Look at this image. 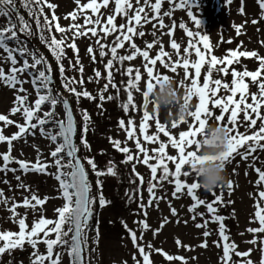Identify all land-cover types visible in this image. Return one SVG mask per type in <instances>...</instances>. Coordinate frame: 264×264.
Listing matches in <instances>:
<instances>
[{
	"label": "snow or ice",
	"instance_id": "obj_1",
	"mask_svg": "<svg viewBox=\"0 0 264 264\" xmlns=\"http://www.w3.org/2000/svg\"><path fill=\"white\" fill-rule=\"evenodd\" d=\"M167 2L171 7L163 11L161 15L162 0H155L154 3H151L150 0H143V6H140L141 0H135L136 6H134L132 0H115L114 14L108 15L106 20H104L102 19L101 9L108 8L110 0H88V2L82 4L81 0H76L77 10L65 16V19L70 16L73 21H76L78 12L84 13L87 10H90L92 15H84L83 25L73 23L67 29L59 24V17L55 14L57 5L49 2V0H22V7L27 10L29 17L35 20L36 28L40 33V40L48 45L50 51L56 57L59 64V74L65 80L64 87L74 93L78 99L80 96L88 99H93L94 97L87 90L80 92L75 87H71L75 83L83 85L84 80L82 75L79 81L65 76V68L60 62L65 55L63 46L68 38L65 36L58 40L52 34L53 26L57 33L64 34L69 31L73 33L72 43L68 44L67 47L71 48L74 53L78 54V47L75 43L76 38L88 37L89 33L91 37L97 38L95 43L99 48L101 59L110 52V58L104 64L107 75L105 77L106 83L100 92L101 102L105 99L110 101L114 98L111 95L105 98L103 95V92L108 90L109 85L117 93L120 91L119 86L113 82L114 69L119 71L122 76L127 77L124 89L127 93V99L120 106L123 112L128 114V118L119 119L118 126L126 132L127 140H134L135 149L142 154V160H140L139 156L134 157L132 149L128 146L121 147V141L113 140L109 137V142L117 151L124 154V159L121 161L122 164H128L136 160L146 165L151 173V178L147 182V192L149 194L147 204L143 203L142 196L141 202L138 204V208L143 211L145 218L134 221L140 227V236L138 237L135 230L128 229L127 225L124 224L138 253V255L134 254L132 257L134 264H153L150 259V251H146V248L139 241L143 240L144 233L150 228L146 221L147 208L153 205L158 207L159 203L166 199L164 195H157L156 191L158 187L162 188L165 182L173 185L172 198L179 199L185 192L190 197L192 203L187 206V211L192 214L191 219L194 222L198 218L201 221L195 223V227L204 229L202 233L204 240L198 245L199 247H208L207 238L212 234L209 224L218 223V240L213 243L219 249L221 248L220 241H223L222 255L219 256L220 264H254L249 258L252 249L245 252L237 250L238 246L234 242H230V237L226 234L225 217L218 214V206H226L231 203L230 200H224L223 189L227 188L230 196L234 187L233 182L229 180L226 184L220 185L218 187L221 190L219 193L209 191L213 196V199L209 202L198 196L197 190L201 186L197 179L189 182L182 179V177L190 178L193 174L195 175V163L199 157L196 151H186V149L193 146L195 148L199 147V138L205 130L206 124L212 121L224 126L229 133L227 150L222 154V163L225 165L231 163L235 157L239 156L242 161L250 162L254 168L258 177L255 181L257 189L264 185V170L256 166L257 153L264 152V111H262L264 109V57L259 56L256 51L242 50V44L238 45L236 49L227 50L223 57H217L213 54V48L207 35H202L200 31H190L181 23L179 27L184 29L189 39L187 46L183 48V56H181L180 52L181 45L175 39H170L169 47L175 50L177 56L175 60H172L171 54L165 50V46L157 36V29L160 30V35L167 34L171 38L176 25L172 24L165 32L164 18L172 16L173 11L176 9H191L194 5L191 0H167ZM228 3L230 4L231 0H228ZM256 3L261 10L260 17L264 19V0H256ZM146 7L151 8V13L146 11ZM45 8L52 10L50 17L45 12ZM14 9V0H0V15L9 18L6 26H0V52L3 53L0 56V63L7 62L9 64L7 71L3 66H0V83L13 89L16 93L13 101L14 106L11 107L9 115L19 113L23 116L24 122L17 123L10 119L9 115L0 114V122H3L5 127L15 124L18 129L11 136L3 134V129H0V143H7V151L0 153V161H2L0 163V173L9 171L15 173L18 170L22 173H46L50 167H55V179L59 183L60 194L64 203L61 207L55 209L56 219H49L41 211L42 206L49 199L47 196L41 198L37 193L31 192L30 196H24L21 202L12 200L8 211L11 213L10 219L13 223L18 224L19 230L15 232L0 230V242H2L0 243V256L11 255L14 250L23 249L28 245L33 249L30 264H62L63 253L54 251L60 247L67 250V255L71 258V264H87L82 253L87 245L86 229L91 227L89 221L93 216L92 205L96 198L90 195L92 186L88 183L86 169L81 159L77 156L79 149L73 143L72 138L77 131L73 113L67 100L54 95V89L51 87L52 69L48 66L45 58L39 55L35 49H32L26 39L22 38L34 35V33L31 31V25L19 13H17L19 21V28L17 29V23L11 18V10ZM240 12L244 14L243 7L240 8ZM187 15L194 22L196 28L199 29L201 21L193 15L191 10L187 12ZM120 16L126 18V24H116V19ZM41 17H43V22H41ZM251 22L255 25L258 20L253 19ZM148 23L153 26L150 33L137 31L138 28ZM88 25H92V27H88ZM233 27L236 35L239 36L244 26L233 25ZM45 31L52 34L50 40L44 35ZM101 32L103 37L100 36ZM149 34L153 39L144 41L145 46L143 49L134 42L135 37L143 38ZM110 35H115V40L111 46L101 43L102 38ZM227 42L232 43L231 40ZM201 43L203 48L200 47ZM126 44V54H118V50H124ZM157 45L159 50L156 52L155 57H151L150 50L157 47ZM106 48L108 52L105 51ZM87 52L91 55L93 62H96L92 46L87 48ZM193 54L196 59L190 60L189 56ZM138 56L145 61L143 67L148 78L146 88L142 92L143 105L139 133L144 143L158 145V147L151 149V155L149 150L142 146L141 140L136 139V128L134 127V120L131 118V110L137 108V105L133 102V90L141 91L139 88V82L142 78L141 70L139 68L133 69L132 67L126 69L116 67L117 64L123 65L125 61H132ZM242 57L255 58L259 64L258 68L250 71L246 68L237 70L232 67L234 64L239 63ZM157 62L172 73H176L178 68H182L184 78L179 82V87L184 89V100L189 104L193 97L198 100L194 110H191L188 114L189 118H191V123L183 119L171 122L173 130L180 124H187V130L180 131L178 137L173 135L159 119L155 121V133L149 134L148 131L149 121L153 119V113L148 110L149 106L152 105L149 93L155 84H158L161 80H167L169 77L154 71ZM75 64L81 65L78 55ZM190 69L194 70V74H190ZM202 69H206V71L202 73ZM79 71L81 74L83 73L82 65ZM214 72L224 77L230 73L232 77L230 84L220 78L213 79ZM94 75L97 79L102 77V73L99 70H95ZM246 78H250L251 85L258 89L257 92L250 94L251 102H249L250 84L246 82ZM91 80L92 77H89V81ZM25 83H31L35 90L37 98L33 104L28 103L27 89L23 87ZM221 90H224L226 94L220 95ZM58 103L63 104L66 119L56 117L55 107ZM45 104L50 105L51 110L42 112V106ZM217 110L219 114H217ZM41 112L42 115H39ZM82 116L84 125L80 143L85 148H90L86 139L90 116L87 111H84ZM48 124H52L56 131L47 129L46 125ZM241 128L245 130L241 131ZM36 130L54 145V148L49 152L50 163L43 161L39 152L34 163L12 156L13 142L27 135H35ZM160 134L166 138L167 143L161 140ZM169 145L176 150L178 155H171L166 151ZM66 158H69L67 163L64 162ZM150 161H155V163H150ZM169 162L174 164V171L170 170ZM13 163L18 165V169L10 167ZM87 164L91 166L96 177H98L96 180V187L100 189L98 203L103 208L110 204V201L106 200L103 195V182L99 178L117 175L115 163L109 161L106 170L98 169L93 158H87ZM135 167V164H133L132 172L138 177L140 185L144 186V178L135 172ZM65 168L71 169V171L64 172L63 169ZM15 179L20 181L19 187L21 189L25 192H30L29 186L23 183L20 175H17ZM3 182L8 183L7 180ZM130 182L134 183L135 181ZM250 196H254V219L250 220V223L258 222V227L247 228L246 231L254 236L248 243L260 246L262 254L260 264H264V190H258L257 193L250 194ZM128 198L135 199L133 196H128ZM0 203L9 205V198L5 197L2 190H0ZM201 206L206 208L207 216L204 212L198 211ZM19 207L31 209L37 213L30 228L26 223V217L21 216L17 212ZM168 207L171 216L178 217L176 208L170 202ZM168 222V218L165 217L160 223V227L153 231V235H156ZM176 222L179 223V219ZM184 223L187 224V221H184ZM70 233L71 236L69 235ZM40 243L46 246L45 253L39 251L38 245ZM175 243L178 247L182 244L179 239ZM147 248L151 250L153 245L148 244ZM155 251L164 256L167 261H180L181 264H187L182 256L170 255L162 249H156ZM236 258H239V260ZM9 264H12V262L10 261ZM124 264H127V261Z\"/></svg>",
	"mask_w": 264,
	"mask_h": 264
},
{
	"label": "rangeland",
	"instance_id": "obj_2",
	"mask_svg": "<svg viewBox=\"0 0 264 264\" xmlns=\"http://www.w3.org/2000/svg\"><path fill=\"white\" fill-rule=\"evenodd\" d=\"M49 2L57 5L55 14L59 17V24L66 29L73 23L83 25L84 15H92L91 11L87 10L84 13L78 12V18L76 21H73L70 16L65 19V16H68L69 13L77 10L78 5L76 0H49ZM86 2H88V0H81V4ZM132 2L134 6H136L135 0H132ZM150 2L154 3L155 0H150ZM191 3L194 5L191 9H176L173 11L172 16L164 18V23L166 25V28L164 29L165 32H167L168 27L172 24L176 25L174 34L171 38L167 34L160 35V30L157 29V36L165 46V50L171 54L172 60H175L177 56L175 50H172L169 47L170 39H175V41L181 45V56H183V48L187 46L189 39L186 36L184 29L179 27L181 23H183L190 31H200L202 35H207L209 43L213 48V54L217 57H223L227 50L236 49L237 46L241 44L242 50L256 51L258 55L262 57L264 54V25L261 26V22L253 25L251 22L253 19L260 17L261 10L259 9L256 0H231L230 4L228 3V0H191ZM140 6H143V0H141ZM170 7L171 5L167 0H162L161 15L163 14V11L168 10ZM241 7L244 8V14H241L240 12ZM21 8L23 9L22 12L25 20H28L29 24H33V27L35 28L34 35L22 38L26 39L31 48L35 49L39 55L43 56L44 53L47 54L46 61L48 66L52 69L51 75L53 84L51 87L54 89V95H57L61 99H66L72 107L77 128L74 144L79 149L77 153L78 157L81 159L88 174V183L92 186L90 195L96 198L92 205L93 213L96 212L93 216L95 221L93 226L86 229L88 239L86 248L83 252V257L87 264H124L125 261H127V264H134L132 257L134 254L138 255V253L133 246L124 224L127 225L128 229L135 230L138 237L140 236V227L137 223H134V221H139L145 218L143 211L138 208V204L141 202V196L143 197V203L147 204L149 198L147 182L151 178V173L146 165H143L136 160L129 162L128 164H122L121 161L124 159V154L117 151L109 142V137L113 140L121 141V147L128 146L132 149L134 157L139 156L140 160H142L143 156L135 149L134 140H127L126 132L118 126L119 119L128 118V114L124 113L120 106L121 103L125 102L127 99V93L124 90L127 77L122 76L119 71L114 69L113 82L119 86L120 91L117 93V91L109 85L108 90L104 91L103 95L105 98L109 95L114 98L110 101L105 99L101 102L100 92L106 83L105 77L107 75L104 69V64L107 59L110 58V52L101 59L99 56V48L95 43L97 38L91 37V34L89 33L88 37L76 38L75 43L78 47V54L74 53L71 48L67 47L68 44L72 43L71 38L73 33L71 31L64 34L57 33L53 26L52 34H54L58 40L65 36L68 38L65 40L63 46L65 55L60 62L65 68V76L68 78H75L76 81H79L82 75L84 80L83 85L75 83L71 85V87H75L77 91L80 92L87 90L92 97H94L93 99H88L80 96L78 99L74 93L64 87L65 80L59 74V64L57 63L56 57L52 54L48 45L40 40V33L36 28L35 20L32 17H29L25 8L22 6ZM189 10H191L193 15L201 21V27L199 29L196 28L194 22L187 15ZM14 11L16 10H11V18L17 23L18 29L19 21ZM146 11L151 13L152 10L150 7H146ZM45 12L50 17L52 10L45 8ZM114 12L115 0H110L109 7L101 9V13L103 14L102 19L106 20L107 16L114 14ZM93 19H95V17H93ZM8 20V17L0 15V26H6ZM41 22H43V17H41ZM126 23L127 20L123 16L116 19L117 25ZM233 25L244 26L239 36L236 35ZM88 27H92V25H88ZM152 27V24L148 23L143 27L138 28L137 31L150 33ZM52 34L47 31L44 32V35L48 37L49 40ZM100 36L103 37L102 32L100 33ZM152 39L153 37L149 34L145 35L143 38L138 36L135 37L134 42L143 49L145 46L144 41H151ZM114 40L115 35H110L106 38H102L101 43L111 46ZM229 40H231L232 43H228L227 41ZM89 46H92L94 49L96 62H93L91 55L87 52ZM200 47L203 48L202 43L200 44ZM126 50L127 44L124 50H118V54H126ZM158 50L159 46L157 45V47L150 50V56L155 57ZM105 51L108 52V49L106 48ZM2 55L3 53L0 52V56ZM77 55L83 66L82 74L79 71L81 65L75 64ZM189 59L194 60L196 57L193 54L189 56ZM248 60L253 62L256 66L259 65L255 58H249ZM245 62L246 59L242 57L240 58L238 66L234 64L232 67H235L237 70H244ZM144 63L145 61L143 58L138 56L132 61H125L123 65L117 64L116 67L123 69L132 67L133 69L139 68L141 70L142 78L139 82V88L141 91L137 92L133 90V102L137 105V108L131 110V118L134 120V127L136 128V139L141 140L142 146L147 148L151 155V149L158 147V145L144 143L139 133V123L142 118L143 105L142 92L146 88V82L148 79L147 74L144 71ZM73 65H75V67H73ZM0 66H3L7 71L9 64L7 62H2L0 63ZM95 70L101 71V78L97 79L95 77ZM154 71L156 73L173 77L178 85L184 78L182 68H178L176 73H172L168 69L163 68L159 62H157ZM205 71L206 69H202V73ZM190 74H194V70L190 69ZM89 77H92L91 81H89ZM216 78H220L229 84L232 79L230 73L228 76L224 77L223 75L214 72L213 79ZM247 79L248 78H246V82H248ZM23 87L27 89L26 94L28 95V103L33 104L37 96L31 83H25L23 84ZM180 89L184 94V89ZM257 91V87L250 85L249 102H251L250 94ZM219 94L225 95L226 93L224 90H221ZM15 95L16 93L13 89L0 83V114L9 115L11 107L14 106L13 101ZM197 102V98L193 97L190 102L191 110H194ZM49 110H51L50 105L45 104L42 106V112ZM148 110L150 113H153V119L149 121V134H153L156 131V119H159V121L166 125L167 129L177 137L180 131L187 130V124H180L175 130H173L171 128L172 121L167 118V114L164 111L156 113L154 112L152 105L149 106ZM84 111H87L90 116L86 136L90 148H85L80 143L84 125L82 116ZM262 111H264V109H262ZM42 112L39 113V115H42ZM55 113L57 118L65 119V111L62 103L56 105ZM217 114H219L218 110ZM9 118L17 123L24 122L23 116L19 113L16 115H9ZM188 122L191 123V118H188ZM209 123L214 122L209 121ZM46 128L56 131V128L52 124L46 125ZM0 129H3V134L8 136H11L18 131L15 124L5 127L3 122H0ZM244 130V128H241V131ZM160 135L161 140L167 143L166 138H164L162 134ZM52 148H54V145L51 141L45 136L40 135L39 131L36 130L35 135H27L13 142L12 156L18 159L29 160L34 163L39 152L41 159L50 163L51 157L49 156V152ZM188 150H195V147L193 146L192 148L186 149V151ZM6 151L7 143H0V153ZM166 151L171 155H178L176 150L172 149L170 145ZM257 156L258 160L256 166H259L264 170V152L257 153ZM87 158H93L98 169L101 170H106L109 161L115 163L117 175L99 178L103 182V195L106 200L110 201V204L103 208H101L98 203L100 192V189L96 187V180L98 177H96L91 166L87 164ZM67 159L69 158L65 159V163H67ZM0 163H2V161H0ZM150 163H155V161H150ZM133 164L136 166L135 172L140 176H143L145 181L144 186L140 185L138 177L132 172ZM169 164L170 170L174 171V164L171 162H169ZM225 166L227 181L231 180L234 187L231 190L230 196L228 195V189H223L224 200H230L231 203H228L226 206H218V214L225 217L224 223L226 225V234L229 235L230 242H234L238 246L237 250L240 252L252 249L249 258L254 264H260L262 255L260 252V246L248 243V241L252 240L254 236L246 230L249 227H258V222L250 223V220L254 219V196H250V194H255L258 190H264V185H262L260 189H257L255 181L258 177L254 168L251 166L250 162L242 161L239 156L235 157L231 163H228ZM10 167L18 169V165L15 163L11 164ZM63 171L70 172L71 169L65 168ZM55 173V167H50L46 173H22L19 170L15 173L10 171L0 173V190L4 192L5 197L9 198V205L0 203V230H10L14 232L19 230L18 224L13 223L10 219L11 213L8 211V207H10L12 200L21 202L23 197L30 196L31 192L37 193L41 198L45 196L49 198L46 204L42 206L41 211L46 218L56 219L57 214L55 209L61 207L64 201L60 194L59 183L55 179ZM17 175H20L23 183L29 186L30 192H25L19 187L20 181L15 179ZM182 179L191 182L196 180V177L193 174L190 178L182 177ZM4 180H7L8 183H4ZM133 180L135 181L134 183L130 182ZM172 190L173 185L167 182L163 184L162 188H157V195H164L166 199L161 201L158 207L153 205L152 207L147 208L146 221L150 228L144 233L143 240H140L139 243L146 248V251H150V259L153 261V264H181L180 261H167L164 256L155 251L156 249H162L170 255L182 256L185 258L187 264H220L219 256L222 255L223 241H220L221 248L219 249L213 243L218 240V223L209 224L212 234L207 238L208 247H199L198 245L204 240V237L202 236L204 229H198L195 227V223L201 221L198 218V220L194 222L191 219L192 214L187 211V206H189L192 201L190 197L186 195V192L179 199L172 198ZM214 191L219 193L221 190L217 188ZM197 193L200 198H204L209 202L213 199L212 193L203 188L198 189ZM128 196H133L135 199H129ZM169 202L176 208L178 217L171 216L168 207ZM198 211L204 212L206 216L208 215L204 206H201ZM17 212L21 216L26 217V223L30 228L37 213L31 209H25L24 207H19ZM165 217L168 218L169 222L166 223L156 235H153V231L160 227V223ZM177 219H179V223L176 222ZM184 221H187V224H185ZM69 235L71 236V233ZM177 239L182 242L179 247L175 243ZM148 244L153 245L151 250L147 248ZM38 249L41 253L46 252V246L43 243L38 245ZM32 251L33 249L31 246L26 245L23 249L14 250L11 255L5 254L0 256V264H9L10 261L12 264H30ZM54 251L63 253L62 264H71V258L67 255L66 249L58 247ZM236 259L239 260V258Z\"/></svg>",
	"mask_w": 264,
	"mask_h": 264
},
{
	"label": "clouds",
	"instance_id": "obj_3",
	"mask_svg": "<svg viewBox=\"0 0 264 264\" xmlns=\"http://www.w3.org/2000/svg\"><path fill=\"white\" fill-rule=\"evenodd\" d=\"M149 98L156 113L164 111L171 121L188 120L191 105L185 102L184 94L173 77L155 84ZM228 138L229 133L224 126L208 123L199 138V147L194 150L199 157L195 163V177L206 191H214L227 182L222 154L227 150Z\"/></svg>",
	"mask_w": 264,
	"mask_h": 264
},
{
	"label": "trees",
	"instance_id": "obj_4",
	"mask_svg": "<svg viewBox=\"0 0 264 264\" xmlns=\"http://www.w3.org/2000/svg\"><path fill=\"white\" fill-rule=\"evenodd\" d=\"M14 4H15V10L16 11H14V13H16V15H17V13L19 12V14L21 15V13H22V15H23V12H22V8H21V6H22V0H14ZM21 4V5H20ZM18 10H17V9ZM256 20H258V23H260L261 22V26H263L264 25V20L263 19H261L260 17H257L256 18ZM28 23H29V21L28 20H26ZM30 25H31V31L34 33V30H35V28L33 27V24H31L30 23ZM258 47H260V46H258ZM249 51V50H248ZM43 57L45 58V60L47 59V54L46 53H44L43 54ZM262 57H264V54L262 55ZM246 59V62H245V68L247 69V70H250V71H254V70H256L257 68H258V66L259 65H254V63L253 62H251V61H249L248 59L249 58H245ZM248 61H249V63H248ZM240 62V61H239ZM238 64L239 63H237L236 64V66H238ZM247 81H248V83L251 85V81H250V78H248L247 79ZM78 125V124H77ZM94 214H96V212H94L93 213V216H94ZM93 216H92V218L90 219V226H93V223H94V218H93Z\"/></svg>",
	"mask_w": 264,
	"mask_h": 264
},
{
	"label": "water",
	"instance_id": "obj_5",
	"mask_svg": "<svg viewBox=\"0 0 264 264\" xmlns=\"http://www.w3.org/2000/svg\"><path fill=\"white\" fill-rule=\"evenodd\" d=\"M52 84H53V82H52ZM52 84H51V85H52ZM64 100H66V99H64ZM68 103H69V101H68ZM62 105H63V104H62ZM69 108H70V110L72 111V108H71L70 103H69ZM72 113H73V111H72ZM65 119H66V113H65ZM73 119H74V122H75L74 114H73ZM74 135H75V134H74ZM74 135H73V138H72V139H73V143H74V141H75V140H74ZM77 156H78V155H77ZM69 180H70V177H69ZM89 222H90V221H89ZM82 255H83V253H82Z\"/></svg>",
	"mask_w": 264,
	"mask_h": 264
}]
</instances>
